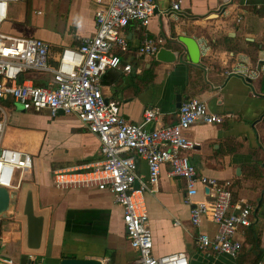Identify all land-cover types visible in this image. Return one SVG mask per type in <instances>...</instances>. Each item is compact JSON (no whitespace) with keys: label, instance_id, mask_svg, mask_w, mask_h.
Masks as SVG:
<instances>
[{"label":"crops","instance_id":"obj_1","mask_svg":"<svg viewBox=\"0 0 264 264\" xmlns=\"http://www.w3.org/2000/svg\"><path fill=\"white\" fill-rule=\"evenodd\" d=\"M50 1L60 14L55 23L29 17L25 3L18 19L13 18L15 23L6 17L3 30L44 41L48 62L54 66L63 48L76 47L81 38L94 34L95 4L92 0ZM177 1L179 9L173 10L171 4ZM155 5L146 27L131 23L124 29L128 48L118 52L119 68L103 74L102 95L118 104L119 115L126 121L148 131L175 123L177 104L188 98L199 99L209 112L224 116L219 124L192 125L187 133L194 143L189 162L198 176L227 182L233 202L252 207L250 225L260 232L264 250V0H155ZM35 12L43 16L41 10ZM188 36L202 48L196 66L183 58L163 64L154 55L137 53L145 38L157 41L158 48L183 51L176 39ZM127 64L130 72L123 71ZM51 79L50 73L32 72L21 75L18 82L44 86ZM147 108L157 109L158 116L144 124ZM0 120L4 122L0 146L27 154L32 162L30 170L18 171L11 189L30 182L38 209L48 212L44 251L38 255L22 253L20 226L6 228L7 222L15 220L0 222L1 264H60L63 257L133 264L137 253L129 245L122 208L112 194L94 186L61 188L54 181L56 172H89L100 166L103 158L97 137L74 115L51 117L47 109H23L9 98L0 101ZM135 162L136 173L145 176V162L139 158ZM169 169L168 163L161 166L155 193L143 196L153 256L184 252L189 264H235L227 256L197 250L198 231L213 234L215 226L208 217L200 228L191 225L185 182L169 175ZM204 193L197 186L193 200L209 201ZM243 231L239 228L237 234L241 243Z\"/></svg>","mask_w":264,"mask_h":264},{"label":"built area","instance_id":"obj_2","mask_svg":"<svg viewBox=\"0 0 264 264\" xmlns=\"http://www.w3.org/2000/svg\"><path fill=\"white\" fill-rule=\"evenodd\" d=\"M17 0H0V101L10 99L23 109H47L51 117L62 112L74 115L94 134L102 155L100 166L89 172L70 170L56 172L58 187H89L112 194L122 208V221L129 245L137 253L133 264H189L184 252L155 257L152 254L144 193H155L160 168L168 163L169 175L185 182V203L189 206L192 226L200 228L208 217L215 226L213 234L198 231L195 243L199 252L224 255L235 260L241 246L239 228L250 225L252 207L232 201L228 183L215 178L198 176L189 162L194 143L188 132L195 123L219 124L221 115L208 111L204 102L188 98L180 103L177 121L151 131L126 121L119 115L118 104L104 98L100 82L107 70L118 69V52L128 48L124 29L135 23L146 27L155 14V0H92L95 4V31L83 37L76 47L63 48L57 63L48 62V45L34 37H18L1 31L9 4ZM179 1L172 2L173 10ZM158 42L145 38L137 47L140 56H153ZM129 64L123 66L130 72ZM50 73L51 82L39 86L31 81L18 82L23 74ZM158 111L147 108L143 123L157 119ZM4 122L0 120V140ZM135 158L145 162L146 175L136 173ZM31 158L24 153L0 146V186L13 187V172L30 170ZM197 186L205 190L209 201L195 202ZM1 264V260H0ZM259 264H264L263 261Z\"/></svg>","mask_w":264,"mask_h":264},{"label":"water","instance_id":"obj_3","mask_svg":"<svg viewBox=\"0 0 264 264\" xmlns=\"http://www.w3.org/2000/svg\"><path fill=\"white\" fill-rule=\"evenodd\" d=\"M184 50H171L160 46L154 54L156 62L172 65L182 58L188 64L198 65L201 55V45L191 37H178ZM180 106V102L177 104ZM62 114V112H59ZM7 222L6 228L15 230L20 226V246L25 255H38L44 251L48 212L38 209L35 188L30 182L24 181L18 190L7 189L0 186V222ZM60 264H101L96 259L62 258Z\"/></svg>","mask_w":264,"mask_h":264},{"label":"rangeland","instance_id":"obj_4","mask_svg":"<svg viewBox=\"0 0 264 264\" xmlns=\"http://www.w3.org/2000/svg\"><path fill=\"white\" fill-rule=\"evenodd\" d=\"M36 2L37 3L34 4L33 0H18L17 2L11 3L9 5V10H8V14H7V20L10 21V22L15 23L16 22L15 20L18 19V16L23 11V5H25V3H26L27 15L29 17L34 16L36 20H40V18L42 20L44 18L46 23L49 24V25H51V23H55L56 22V18H59L60 14H59V12H57V8H53L54 3L51 2L50 0H48V2H46V3H44L42 0H38ZM36 10H41L42 13H43V16L36 15L35 14ZM3 29L4 28H3V25H2L1 31H3L4 33L10 34V32H6ZM16 108H17V106H16ZM18 173H19L18 170L15 169L14 172H13V182L17 178ZM24 179H27V176H25Z\"/></svg>","mask_w":264,"mask_h":264},{"label":"trees","instance_id":"obj_5","mask_svg":"<svg viewBox=\"0 0 264 264\" xmlns=\"http://www.w3.org/2000/svg\"><path fill=\"white\" fill-rule=\"evenodd\" d=\"M243 233L244 242L234 260L235 264H259L264 258V250L260 248V232L249 225L244 228Z\"/></svg>","mask_w":264,"mask_h":264}]
</instances>
